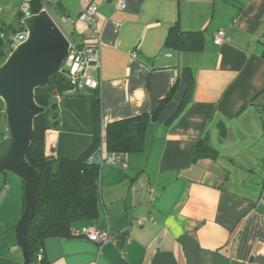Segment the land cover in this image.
Here are the masks:
<instances>
[{
  "label": "crops",
  "instance_id": "crops-1",
  "mask_svg": "<svg viewBox=\"0 0 264 264\" xmlns=\"http://www.w3.org/2000/svg\"><path fill=\"white\" fill-rule=\"evenodd\" d=\"M24 1L0 0V65L22 30ZM38 1L65 18L73 45L90 39L75 29L79 12L89 2L98 7L100 66L91 74L97 87L56 96L44 154L74 159L89 147L94 92L102 142L99 212L73 228L110 235L101 246L81 236L47 238L38 263L264 264V0H124L123 10L115 8L117 0ZM173 25L198 32L199 42L183 51L168 47ZM218 30L224 37L215 44ZM184 69L192 76L190 99L174 116L187 88ZM142 114L144 149L107 152V125ZM7 146L2 117L0 156ZM2 175L0 264H23L12 237L23 183Z\"/></svg>",
  "mask_w": 264,
  "mask_h": 264
},
{
  "label": "trees",
  "instance_id": "trees-1",
  "mask_svg": "<svg viewBox=\"0 0 264 264\" xmlns=\"http://www.w3.org/2000/svg\"><path fill=\"white\" fill-rule=\"evenodd\" d=\"M38 0H31V14H36L44 9ZM18 16L21 20L22 14ZM21 30V31H22ZM198 32L181 31L177 25L169 28L166 36V45L177 50H186L199 42ZM184 69L182 78L187 83V88L180 101L174 116L183 108L190 99L192 89V76ZM176 80L164 100L159 106L169 99L176 84ZM69 89L68 82L61 73L53 76L44 89L35 90V101L46 108V112L34 120V133L31 145L27 151L26 159L39 173V182L36 189L37 209L30 223L26 240L29 246L31 264L43 261V242L50 237H73V225L95 218L99 212V157L102 142L99 135L100 105L94 92L89 93L92 100L94 117V137L89 147L74 159H56L44 154V132L52 126L51 118L55 115L56 103L54 94L60 95ZM264 111V103L261 105ZM51 116V118H50ZM147 115L142 114L123 120L114 121L107 125L105 149L107 152H137L145 147V131ZM202 143L198 142L197 150L200 151ZM208 154L214 149L205 145ZM198 157V153L195 155ZM76 230V229H75ZM40 254V259L38 255Z\"/></svg>",
  "mask_w": 264,
  "mask_h": 264
},
{
  "label": "water",
  "instance_id": "water-1",
  "mask_svg": "<svg viewBox=\"0 0 264 264\" xmlns=\"http://www.w3.org/2000/svg\"><path fill=\"white\" fill-rule=\"evenodd\" d=\"M22 24L27 31L26 39L0 65V99L8 132V146L0 156V174L13 173L23 183L22 213L13 232L23 264H31L26 235L37 209L39 173L27 161L26 154L34 133V120L46 112V108L36 103L35 90L44 89L62 71L70 42L46 10L23 18Z\"/></svg>",
  "mask_w": 264,
  "mask_h": 264
},
{
  "label": "built area",
  "instance_id": "built-area-1",
  "mask_svg": "<svg viewBox=\"0 0 264 264\" xmlns=\"http://www.w3.org/2000/svg\"><path fill=\"white\" fill-rule=\"evenodd\" d=\"M114 6L118 10H123L126 8V2L124 0H117ZM19 11L23 17L31 14L30 3L28 0L22 2ZM62 21L64 22L65 18H62ZM74 26L77 31L89 34L88 38L90 39H86L78 45L70 44L67 58L61 66V74H63L69 86V89L66 90V92L70 95H74L86 88L95 89L97 87V83L91 75L92 72L97 70L100 66L97 50V35L99 33V13L97 4L89 2L84 8H82L77 16ZM26 36V29L17 32L13 39V48L24 41ZM223 37L224 31L218 30L213 36L214 43L220 44ZM135 54L136 52H132L130 54V59H133ZM63 70H65V73H63ZM2 117H4V111L0 110V120ZM261 202L264 204L263 198L261 199ZM145 220V218H141L139 219V222H144ZM74 234L75 236H81L92 241L99 246L110 239L108 231L94 227H83L78 231H74ZM38 259H40V254L38 255Z\"/></svg>",
  "mask_w": 264,
  "mask_h": 264
},
{
  "label": "rangeland",
  "instance_id": "rangeland-1",
  "mask_svg": "<svg viewBox=\"0 0 264 264\" xmlns=\"http://www.w3.org/2000/svg\"><path fill=\"white\" fill-rule=\"evenodd\" d=\"M46 9L48 11V14L51 16V18L53 19V21L56 23V25L59 27V29L62 31V33L66 36V38L68 40H71V35H72V32L70 31V28L68 27V24L63 22L60 18V15L57 14L54 10L51 9V6L50 5H46ZM65 93H67L65 91ZM54 98H56V94L53 95ZM55 100V99H54ZM56 101V100H55ZM3 174H9V176H14L15 178H17L13 173H3ZM0 176H4L2 174H0ZM19 180V182L21 183L20 179L17 178ZM22 184V183H21ZM11 201V197L10 198H7V203L8 205H4L6 206L5 209H7L9 207V202ZM14 228L12 229V237L14 238ZM15 241V239H14ZM33 264H40L38 262H34Z\"/></svg>",
  "mask_w": 264,
  "mask_h": 264
},
{
  "label": "bare ground",
  "instance_id": "bare-ground-1",
  "mask_svg": "<svg viewBox=\"0 0 264 264\" xmlns=\"http://www.w3.org/2000/svg\"><path fill=\"white\" fill-rule=\"evenodd\" d=\"M42 10H45V9H42ZM46 11H47V10H46ZM30 15H32V14H30ZM30 15H29V16H30ZM26 17H28V16H26ZM23 18H25V17H23ZM21 23H22V20H21ZM22 25H23V24H22ZM23 27H24V26H23ZM1 36H2V34H1ZM12 49H13V48H12ZM64 71H65V70H63V73H65ZM61 72H62V71H59V72H57V73H61Z\"/></svg>",
  "mask_w": 264,
  "mask_h": 264
}]
</instances>
